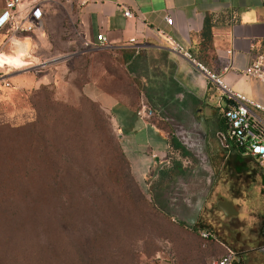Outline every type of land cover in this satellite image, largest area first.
<instances>
[{
    "label": "rangeland",
    "instance_id": "1",
    "mask_svg": "<svg viewBox=\"0 0 264 264\" xmlns=\"http://www.w3.org/2000/svg\"><path fill=\"white\" fill-rule=\"evenodd\" d=\"M72 3L48 1L43 29L28 41L30 56L25 59L14 45L12 78L0 86V176L11 175L24 189L22 205L30 215L10 244L12 264H156L158 256L169 264H206L203 229L241 253L243 264H264L258 252L264 249V196L253 181L257 162L239 154L221 166L208 162L213 178L194 228L162 210V170L175 161L195 167L202 154L180 140L191 155L174 151L139 175L113 115L83 92L95 78L139 108L143 84L122 64L133 49L83 48ZM164 122L169 140L175 130L187 136L183 127ZM219 199L231 200L239 215L224 216L215 207Z\"/></svg>",
    "mask_w": 264,
    "mask_h": 264
},
{
    "label": "crops",
    "instance_id": "2",
    "mask_svg": "<svg viewBox=\"0 0 264 264\" xmlns=\"http://www.w3.org/2000/svg\"><path fill=\"white\" fill-rule=\"evenodd\" d=\"M39 1L44 3L45 9L49 0ZM26 3L24 0L23 5ZM3 6L4 0H0V13ZM71 9L75 10L76 29L82 41L94 43L97 34L102 33L107 38L105 47L133 49L135 56L129 60L123 58L122 64L127 70L134 62L137 72L134 76L140 81L156 82L152 86L158 90L168 84L178 89L176 97L187 99L184 101L186 111L192 124H197L201 131L208 156L216 153L211 146L220 143L226 155L224 161L235 154L249 155L258 168L264 170V160L259 164L256 156L243 152L226 139L227 122L223 110L227 100L222 91L208 80L192 58L170 47L174 40L196 61L219 74L230 88L264 104V83L245 72L253 58L264 55V0H73ZM125 10H130L131 14L125 15ZM245 13L252 15L245 20ZM165 16L171 18V23L164 21ZM43 20L38 30L43 29ZM13 34L30 35L10 28L0 31V75L8 80L12 72L1 63L6 55L3 51L8 50L7 37ZM6 57L10 63L14 58ZM83 92L113 115L123 151L139 175H144L151 163L167 160L171 153L170 140L161 115L140 118L136 103L119 98L95 78L86 83ZM143 96L141 92L140 100ZM192 97L195 98L193 103ZM254 111L264 120L263 112ZM166 125L171 126L169 122ZM183 128L187 135L189 124ZM210 172L213 174L212 170ZM202 231L210 234L207 238L201 237L205 258L213 257L212 252L224 254L221 246L227 248L228 244L216 239L210 230Z\"/></svg>",
    "mask_w": 264,
    "mask_h": 264
},
{
    "label": "trees",
    "instance_id": "3",
    "mask_svg": "<svg viewBox=\"0 0 264 264\" xmlns=\"http://www.w3.org/2000/svg\"><path fill=\"white\" fill-rule=\"evenodd\" d=\"M132 56L135 55L131 52L125 56V60L131 59ZM127 70L136 75L134 62L128 65ZM152 83L156 84L151 80L142 82L144 95L150 102L147 104L166 122L174 119L180 122L185 121L183 124H187L186 122L189 121L187 105H184L182 99L176 97L178 89L168 84L166 88L158 90L152 86ZM193 101L195 98L192 97L191 102ZM170 151L171 153L178 151L181 156L191 155L188 148L175 135L170 140ZM195 161V167L185 168L180 161H175L168 170H162L160 178L166 186L158 194L161 197L160 201L158 200L160 208L168 215L179 218L181 224L190 225L192 228L195 227L194 224H189L186 218L192 214L198 200L206 197L213 178V174L200 160ZM25 194L24 189L11 175L0 176V264H12L13 249L10 244L14 243L16 235L23 231L27 218L30 217L26 214L28 208L22 205ZM142 202L146 203L144 200ZM177 212L185 215L180 217ZM236 253L238 255L236 264H243L241 253Z\"/></svg>",
    "mask_w": 264,
    "mask_h": 264
},
{
    "label": "built area",
    "instance_id": "4",
    "mask_svg": "<svg viewBox=\"0 0 264 264\" xmlns=\"http://www.w3.org/2000/svg\"><path fill=\"white\" fill-rule=\"evenodd\" d=\"M23 1L4 0V6L0 13V31L10 28L15 32L30 34L29 36L23 35L21 37L15 36L14 34L9 35L7 37V53L14 51L15 41H23L27 38L32 39L36 29L42 26V20L45 14L44 3L39 0H27L26 5H23ZM124 13L125 15L131 14L130 10H125ZM164 21L171 23L172 20L170 17L165 16ZM107 44L106 36L99 33L96 36V42L83 41L82 47L103 48ZM31 45V47H34L32 41ZM170 47L172 50L184 52L189 58H192L195 65L206 74L208 80L218 86L222 91L223 96L227 100V104L223 110V116L227 122L226 139H229L230 142L243 152L256 156L258 163L262 164L264 160V120L254 110H259L264 113V104L246 96L242 92L230 88L219 74L208 70L203 64L196 61L191 57L190 53L185 52L183 47L174 40H171ZM28 52L29 49H26L23 56L26 57ZM5 65L7 71L12 72V69L8 68L10 66ZM245 72L249 76L264 83V55L258 54L253 58L245 68ZM0 84L9 86V81L5 75H0ZM137 115L142 119H147L158 114L142 99L140 107L137 110ZM201 236L207 238L210 234L206 231H201ZM237 260L238 255L236 251L227 247L224 254L209 258L206 264H236ZM167 261L171 262V260H167L163 256H158L156 264H169Z\"/></svg>",
    "mask_w": 264,
    "mask_h": 264
},
{
    "label": "flooded vegetation",
    "instance_id": "5",
    "mask_svg": "<svg viewBox=\"0 0 264 264\" xmlns=\"http://www.w3.org/2000/svg\"><path fill=\"white\" fill-rule=\"evenodd\" d=\"M182 101L187 102V99L186 98H182ZM188 118H189L190 122H186L187 124H189V130H187V132H188L187 136L186 137H184V136L179 137V132L177 130H175L174 135L179 140H182V141L184 140L183 142L187 143L189 146H194L193 150L195 152H197L198 155L202 154L200 156L199 160L209 170L211 169L210 165L208 164L209 161H214V162L219 161L220 162L219 165L221 166L223 164V162H224V159L226 158V155L224 153L220 155V153L218 151L219 150L223 151V145H221L219 143L218 146H215V145L211 146V148H213L216 151V153L215 154L212 153L210 156H208L205 153V145L202 142L201 131H200L198 125L197 124H192V120L190 119V117H188ZM168 122H169V124L171 126H175V127H183V126L187 125V124H183V123H185V121L180 122V121H176L174 119H172V120L170 119V120H168ZM182 133H184V131ZM192 135H195V137H192ZM188 140H192L193 142L192 143H188ZM182 141H181V143H182ZM220 166L217 167V170H219ZM253 179H254L253 181H258L259 182V184H260L259 194H260V196H264V170L258 169L257 171H255ZM224 200H228V199H224ZM238 215H239V211H238V213L236 215H233V216H238ZM262 227H263L262 231H263V234H264V218L262 220ZM237 236H238V232H237ZM258 250H257L258 252H262V254L264 255V249L262 250V248H259Z\"/></svg>",
    "mask_w": 264,
    "mask_h": 264
},
{
    "label": "water",
    "instance_id": "6",
    "mask_svg": "<svg viewBox=\"0 0 264 264\" xmlns=\"http://www.w3.org/2000/svg\"><path fill=\"white\" fill-rule=\"evenodd\" d=\"M61 60L62 59H59L58 62H60ZM45 64H46V62H45ZM204 198L205 197H202L198 200L194 211L192 212V214L188 218H186V221L189 224H194L195 218L198 214V211L201 207L202 202L204 201ZM215 207L220 209L221 212L227 217L236 215L238 213V210L235 208L234 204L230 200L219 199L216 201Z\"/></svg>",
    "mask_w": 264,
    "mask_h": 264
},
{
    "label": "bare ground",
    "instance_id": "7",
    "mask_svg": "<svg viewBox=\"0 0 264 264\" xmlns=\"http://www.w3.org/2000/svg\"><path fill=\"white\" fill-rule=\"evenodd\" d=\"M28 41H15V46H16V50L20 51V53L24 54V52L26 51V49L28 48ZM31 47V46H30ZM30 49V48H29ZM15 51L12 52V56H14ZM10 54H8L9 56ZM29 55V53H28ZM7 54L5 55L4 59L2 60V65L3 64H7L8 66L13 67V64L9 62V59L6 57ZM30 56V55H29ZM29 56L24 57L25 59H27Z\"/></svg>",
    "mask_w": 264,
    "mask_h": 264
},
{
    "label": "clouds",
    "instance_id": "8",
    "mask_svg": "<svg viewBox=\"0 0 264 264\" xmlns=\"http://www.w3.org/2000/svg\"><path fill=\"white\" fill-rule=\"evenodd\" d=\"M251 15H252L251 13H245V14H244V19H245V20L249 19V17H250Z\"/></svg>",
    "mask_w": 264,
    "mask_h": 264
}]
</instances>
